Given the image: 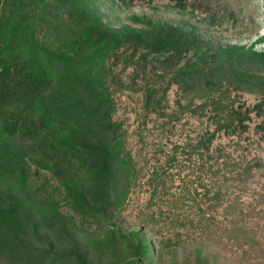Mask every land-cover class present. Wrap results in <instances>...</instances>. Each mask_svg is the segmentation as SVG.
I'll return each mask as SVG.
<instances>
[{
  "label": "trees",
  "instance_id": "obj_1",
  "mask_svg": "<svg viewBox=\"0 0 264 264\" xmlns=\"http://www.w3.org/2000/svg\"><path fill=\"white\" fill-rule=\"evenodd\" d=\"M119 62L168 74L146 91V108H158L173 84L182 98L210 106L215 129L190 144L201 155L217 131L246 129L250 108L228 110L225 86L259 92L255 110L264 104V73L252 71L264 69V33L248 46L211 51L169 22L134 16V24L109 25L93 0H0V264H219L201 239L216 226L220 188L205 193L198 217L148 215L174 228L157 241L151 229L117 221L139 176L113 119L110 71ZM261 166L237 167L231 180L242 186ZM55 193L77 218L59 208Z\"/></svg>",
  "mask_w": 264,
  "mask_h": 264
},
{
  "label": "rangeland",
  "instance_id": "obj_2",
  "mask_svg": "<svg viewBox=\"0 0 264 264\" xmlns=\"http://www.w3.org/2000/svg\"><path fill=\"white\" fill-rule=\"evenodd\" d=\"M103 20L112 26L134 24V16L169 22L192 31L206 41L211 51L227 44L250 45L264 33V0H93ZM261 42L254 44L261 51ZM260 64H253L257 71ZM113 119L121 123L126 145L139 169L138 185L118 216L124 229H151L155 241L173 233L168 220L149 222L151 213L176 212L198 217L196 207L204 206V195L224 191L216 213V226L201 239L205 252L219 264H264V104L256 91L225 86L222 102L228 110L250 108L245 130L215 133L209 153L193 151L190 144L215 129L214 111L202 99L179 95L173 84L158 108H146V91L166 83L149 69L122 62L112 66ZM151 95L153 98L158 94ZM149 107V106H148ZM224 118V114H222ZM216 117V116H215ZM258 161L252 177L242 186L231 180L237 167ZM54 192L56 188L50 186ZM59 208L77 218L62 196L54 194ZM168 213V214H169ZM146 225V226H143ZM184 231L181 227H176ZM88 230H92L89 228ZM195 235V233H192ZM188 248L187 250H189ZM185 250L178 249L177 257ZM164 253L162 261L171 258Z\"/></svg>",
  "mask_w": 264,
  "mask_h": 264
}]
</instances>
